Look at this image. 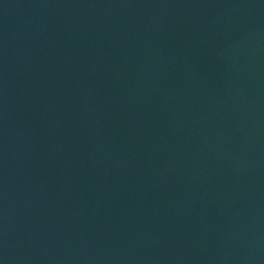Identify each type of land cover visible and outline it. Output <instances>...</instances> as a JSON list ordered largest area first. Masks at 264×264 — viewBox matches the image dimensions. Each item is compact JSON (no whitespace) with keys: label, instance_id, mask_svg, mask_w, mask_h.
Returning <instances> with one entry per match:
<instances>
[{"label":"water","instance_id":"obj_1","mask_svg":"<svg viewBox=\"0 0 264 264\" xmlns=\"http://www.w3.org/2000/svg\"><path fill=\"white\" fill-rule=\"evenodd\" d=\"M0 264H264V0H0Z\"/></svg>","mask_w":264,"mask_h":264}]
</instances>
